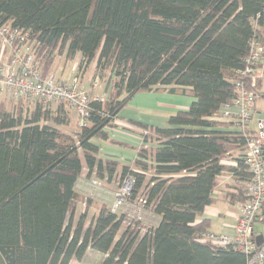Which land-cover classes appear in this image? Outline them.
Masks as SVG:
<instances>
[{"label": "trees", "instance_id": "trees-1", "mask_svg": "<svg viewBox=\"0 0 264 264\" xmlns=\"http://www.w3.org/2000/svg\"><path fill=\"white\" fill-rule=\"evenodd\" d=\"M0 22L30 30L44 75L56 54L72 61L80 53L81 71L95 63L107 83L104 100L92 99L87 122L72 130L64 129L72 121L66 102L11 109L0 99V264H70L89 248L107 254L101 264H247L235 245L201 240L213 231L196 219L226 196L214 194L220 175L250 177L235 144L246 138L210 117L233 99L251 40L264 46V0H0ZM263 74L250 84L255 104ZM159 87H192L196 100L165 127L128 120L148 131L132 162L103 156L99 141L122 144L110 130L123 108ZM231 156L236 164H225ZM84 169L103 183L135 174L132 198L146 197L157 225L118 236L124 216L108 202L87 224L88 196L75 219Z\"/></svg>", "mask_w": 264, "mask_h": 264}, {"label": "built area", "instance_id": "built-area-1", "mask_svg": "<svg viewBox=\"0 0 264 264\" xmlns=\"http://www.w3.org/2000/svg\"><path fill=\"white\" fill-rule=\"evenodd\" d=\"M37 41L30 30L13 27L8 22H0V91L8 92L17 99L33 102H66L76 111L78 122H87L92 98L81 86L80 66L69 80H59L56 74L44 75L36 52ZM6 51L9 52L6 57ZM260 72H264V46L255 37L250 42V49L245 59L244 68L238 70L235 95L224 103L210 118L225 122L246 138L242 154L250 177L243 180L233 172H224L219 176L220 183L229 181L232 186L244 185L247 196L241 205V211L234 224L233 234L207 232L201 240H209L220 245L233 244L247 256V264H264V233L256 228V223L264 224V118H259L256 128L251 123L256 113V92L254 85ZM93 99L104 100V96ZM148 131L142 129V139ZM141 144H145L141 141ZM146 145V144H145ZM236 164V163H232ZM93 189H102L103 181L92 177ZM136 176L128 172L118 183L113 193L111 210L124 216L123 223L133 229H144L140 224L146 220L144 195L132 198ZM220 197H224L221 192ZM122 223V224H123ZM263 235L262 242L257 244V237Z\"/></svg>", "mask_w": 264, "mask_h": 264}, {"label": "crops", "instance_id": "crops-1", "mask_svg": "<svg viewBox=\"0 0 264 264\" xmlns=\"http://www.w3.org/2000/svg\"><path fill=\"white\" fill-rule=\"evenodd\" d=\"M9 52L6 51V57H8ZM57 58V56H56ZM55 58V60H56ZM55 60L51 65L49 72H53L56 74L59 80H69L74 74V70H68V66H70V62L68 65L60 66V64L56 67ZM74 61V60H73ZM72 61V63H73ZM71 63V64H72ZM73 67V65H71ZM71 67V68H72ZM68 70V71H67ZM85 70V69H84ZM83 70V72H84ZM82 72V74H83ZM258 86L260 87L261 92L264 94V74L262 77L258 79ZM82 87L85 88L83 85ZM107 83L105 82V86L103 89V93L106 95ZM87 90V88H85ZM0 94L2 92L0 91ZM196 100V97L193 94L192 87H181L177 91L172 92L169 90V87H159L158 89H154L151 91H140L136 93L131 101L123 108L120 113V119L116 121L117 127L115 129H111V136L113 139L120 141L122 144H115L110 141H99V146L101 149V154L103 156H111L115 159L120 160L122 163L132 162L137 157V151L141 144L142 134L141 128L136 125L129 123L128 120H136L149 125L165 127L168 125V120L172 115H175L180 110H187L191 106V104ZM256 105V104H255ZM263 108H258L256 113L261 115L263 113ZM262 118V117H261ZM125 126L126 135L123 136H113L112 131H116L119 126ZM224 125V124H222ZM230 125V124H228ZM220 129H223V126L219 125ZM230 128V127H229ZM139 133V134H138ZM140 142V144H139ZM122 148L127 150L126 152L122 151ZM116 151L118 153L127 154L126 158L120 159L116 156ZM130 150V153H127ZM239 153V150L236 149V154ZM236 161L233 159V156L226 158L224 160L225 164H232ZM87 169H84L83 174L79 178L77 182L78 192L83 196V199L77 202L75 209V219L86 210V205L83 203L86 196L93 198L91 204L88 208V218L92 212V215L98 210V206L102 202H108L110 205L113 201V193L117 188V183L121 180L112 181L111 184H115L114 189L106 190L103 188V191H95L91 186L89 178L86 175ZM229 182V181H228ZM220 183V182H219ZM231 184V183H230ZM102 190V189H101ZM94 192V193H93ZM224 192L227 197H232L234 199L230 201L229 199H218L214 201L212 204L205 207L203 213L197 216L196 222H201L204 219L210 221V231L215 233H226L233 234L234 224L237 220V216L241 211V205L243 201L238 199L237 197L241 194L240 190L234 186H226L223 183H220L217 187V190L214 194L218 195L220 198V193ZM108 195L110 199H99L101 196ZM96 198V199H95ZM147 213H150L146 210ZM152 220L155 215L151 214ZM89 220V219H88ZM160 220V217H159ZM159 222V221H158ZM73 262V259L72 261Z\"/></svg>", "mask_w": 264, "mask_h": 264}, {"label": "rangeland", "instance_id": "rangeland-1", "mask_svg": "<svg viewBox=\"0 0 264 264\" xmlns=\"http://www.w3.org/2000/svg\"><path fill=\"white\" fill-rule=\"evenodd\" d=\"M56 56H57V58L55 60V65L54 66L57 67L59 64H60V66H63L64 64L68 65L69 62H70V66L66 67V68H68V70H71V69H73V70L75 69L76 70L79 67L81 59H82V56H81L80 53L77 54V56L74 59V61L72 60L73 63H72V61H65L64 60V56H61L59 54H56ZM71 65H73V67ZM83 70H84V72H83ZM82 72H83V74L81 73L80 83H81V86L84 85L85 88H87V92H88L89 96L92 99L94 97H96V96L97 97L105 96V94L102 92L103 89H104V86H105V79H104L105 76L103 78H100V72L98 71V69L96 67V64L93 63V64H91L89 66H86L85 68L82 69ZM48 74H53V72H49ZM0 99L5 101L7 107L11 108V109L14 108L15 106H18L19 104L22 105V106H25V107L33 105V103H31L29 101L22 100V99L20 100V99L12 97L6 91H2V94H0ZM44 104L47 105V107H49L50 109H55L59 103L58 102H53V103H44ZM257 107L264 109V95H262V94L259 96V98H258V100L256 102V110H257ZM68 109L70 111L72 121H71L69 127L68 128L64 127V129H67V130L77 129L78 117H77L76 111L71 109V108H69V107H68ZM261 117L264 118V111H263V113L261 115L255 113L254 119H253V121L251 123V127L256 128L257 121ZM220 123L221 124H226V123H223V122H220ZM125 128L126 127L123 126V125L119 126V128L116 131L115 130L112 131V135L113 136H118V137L126 135L128 132H126ZM139 144H140V142H139ZM122 151L126 152L127 150L122 148ZM115 152L117 153L116 156H118L120 159L126 158L125 156H127V154L125 155L123 153H118V151H116V150H115ZM127 153H130V150ZM103 184H104V188H106V190L107 189L108 190L109 189L112 190L115 187L114 183L111 184V183H106L104 181ZM98 191L102 192L103 189L102 190H98ZM99 199H110V197L108 195H106V196H101ZM73 215L75 216V213ZM91 216H92V212L89 215L88 219H90ZM158 221H159V216L154 217L153 220H152V217H151L150 213H147L146 220L142 224H140L144 228V229L141 230V233H145L147 230H150L151 228L156 226ZM86 223L88 224L89 220ZM256 228L259 229V231L261 230L264 233V224L263 223L257 222L256 223ZM126 229H128L127 223H123L122 227H121V229H120V231L118 233V236H121V234ZM132 229L133 228H131V230ZM133 230L140 231V230H137L136 228L133 229ZM106 256H107V254H104V253H102V252H100L98 250L89 248L87 253H86V255H85V257L82 260H77L76 258H74L73 262H70V264H101L103 262V260L106 258Z\"/></svg>", "mask_w": 264, "mask_h": 264}, {"label": "water", "instance_id": "water-1", "mask_svg": "<svg viewBox=\"0 0 264 264\" xmlns=\"http://www.w3.org/2000/svg\"><path fill=\"white\" fill-rule=\"evenodd\" d=\"M263 240V235L257 237V244L259 245Z\"/></svg>", "mask_w": 264, "mask_h": 264}]
</instances>
